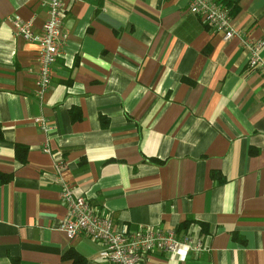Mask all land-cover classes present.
Wrapping results in <instances>:
<instances>
[{"label":"crops","instance_id":"0c3cea01","mask_svg":"<svg viewBox=\"0 0 264 264\" xmlns=\"http://www.w3.org/2000/svg\"><path fill=\"white\" fill-rule=\"evenodd\" d=\"M46 1L0 0V174L11 176L0 185V264H106L88 236L58 229L55 157L114 230L202 240L186 259L155 253L145 264H264V73L248 69L242 42H264V0H212L240 33L228 41L188 0H66L40 104L37 47L12 22L33 19L39 31ZM15 145L27 148L25 165Z\"/></svg>","mask_w":264,"mask_h":264},{"label":"built area","instance_id":"2783aa9c","mask_svg":"<svg viewBox=\"0 0 264 264\" xmlns=\"http://www.w3.org/2000/svg\"><path fill=\"white\" fill-rule=\"evenodd\" d=\"M65 1H46L47 17L39 31L33 29V19L26 21L14 19L12 22L13 36L37 47L38 73L34 95L40 104L50 88L52 67L65 39L62 32ZM188 1L190 12L198 15L203 25L220 33L224 41L240 37V33L231 24L230 11L226 6L212 0ZM242 42L249 50L248 69L264 73V62L260 57L264 42L252 41L249 38H243ZM34 123L45 134L51 130L48 121L43 117H35ZM41 150L44 154L53 156L48 140L42 144ZM53 163L55 182L61 189L59 197L66 209V215L60 220L58 229L69 240L78 235L88 236L100 247L98 258L106 264H145L146 259L155 253L186 259L190 253L203 250V243L199 237L189 234L177 236L174 230L165 231L151 227H138L130 231L125 227L114 230L108 216H104L83 197L73 194L61 177L64 168L61 157H55Z\"/></svg>","mask_w":264,"mask_h":264},{"label":"trees","instance_id":"16d2710c","mask_svg":"<svg viewBox=\"0 0 264 264\" xmlns=\"http://www.w3.org/2000/svg\"><path fill=\"white\" fill-rule=\"evenodd\" d=\"M0 139H1V129H0ZM27 148L23 145H15L14 146V152H15V158L16 161L21 164L25 165L27 162ZM251 154H254V152H251ZM10 175H4L0 174V185L4 184L9 181ZM63 258L68 259H74V261H77L78 255L74 251H68L65 255H63Z\"/></svg>","mask_w":264,"mask_h":264}]
</instances>
